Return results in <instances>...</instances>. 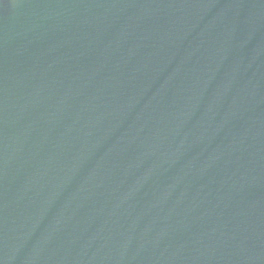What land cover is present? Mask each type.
I'll list each match as a JSON object with an SVG mask.
<instances>
[{
    "label": "water",
    "instance_id": "water-1",
    "mask_svg": "<svg viewBox=\"0 0 264 264\" xmlns=\"http://www.w3.org/2000/svg\"><path fill=\"white\" fill-rule=\"evenodd\" d=\"M0 264H264V0H0Z\"/></svg>",
    "mask_w": 264,
    "mask_h": 264
}]
</instances>
